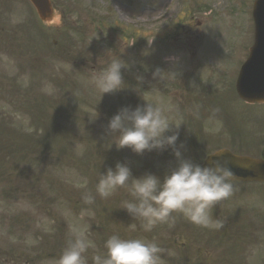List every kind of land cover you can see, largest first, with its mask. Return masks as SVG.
I'll return each instance as SVG.
<instances>
[{
    "label": "rangeland",
    "instance_id": "obj_1",
    "mask_svg": "<svg viewBox=\"0 0 264 264\" xmlns=\"http://www.w3.org/2000/svg\"><path fill=\"white\" fill-rule=\"evenodd\" d=\"M52 1L59 11H57V20L50 25H44L39 24L35 19V22L47 33L37 38L35 29L31 27V11L25 1L0 0V76L4 86L9 87L8 91L11 94L15 91L17 100L16 103L14 102V107L8 105L5 109L7 111L3 113L7 120L13 122L8 126L0 123V151L11 148L16 159L21 158L23 161L17 165L18 172L12 168L8 179L0 178V186L9 184L16 186L11 201L10 199L5 201L0 194V260L9 258L8 253L1 252L8 248L14 249L19 261L24 264H69L68 261L59 259L65 250L58 256L51 257V245H54L56 235L61 231L65 245L70 247L71 242L77 240L86 249L83 264H112L111 261L116 264H125L127 254L124 253L127 251L125 248H119L111 261L101 263L96 257L100 249L99 247L96 249V246L90 242L88 234L99 233L95 230L98 213L110 212L116 219L120 218V212L113 213L112 202L119 204L118 209H125L129 205L128 202L124 203L125 199L129 201L128 195L135 203L139 195L147 193L145 188L150 182L143 179L141 171H148L152 160H158L155 162L157 167L159 164L164 165V160L156 154L157 152L149 153L139 139L120 134L119 131L109 135L107 129L99 125L108 122L111 113H118V108L124 104L121 103L124 98H120L116 89L110 88L109 79L105 83L106 77L110 78V74L106 71L109 65L104 66L105 61H108V64L112 62L111 67L114 61H117L125 70L124 74L130 75L136 81L144 78L141 72L136 70L145 65L153 66L157 72L174 68L176 63L184 70H193L198 68L204 60L213 67H222L230 55L228 66L235 68L238 56L246 54V48L250 46V11L253 0H228L225 14L208 15L207 18L210 21L202 12L207 8L200 11L192 6H190L189 14L179 20L183 16L180 11L188 10L186 6L188 0H181L184 7L180 6L179 0ZM212 5L213 2H209V8H212ZM225 5V0H217L215 8L212 9L220 10ZM95 15L103 22L105 18L109 19L112 26V30H108L111 32L109 36L105 31L96 32L97 24L94 25L92 22ZM79 20L89 27L85 35L99 38L101 70L96 76L92 66L94 63L92 59L90 60L93 54L91 49L88 48L85 53L84 47L79 48L76 42L67 44L64 40V36L71 34L74 30L70 25L78 23ZM210 22L212 31L208 38L209 45L220 35H223L225 39L213 41L214 50L207 48L203 42L205 33L210 29ZM176 24L178 27L172 28ZM170 29L180 33L184 40L178 35L174 39L171 36L172 47L159 52L155 48L153 35L163 37V32L173 35L171 32L173 30ZM63 32H65L64 36L60 34V37L57 36L58 33ZM132 32L139 36L137 45V38ZM6 33L7 36L4 39ZM88 39L89 37L85 40V45ZM141 58L143 61L139 65ZM200 68L203 70L196 73L197 79L204 85L202 91L207 92L209 90L206 86L207 70L205 67ZM146 78L154 80V76H146ZM224 80L228 81V78ZM145 86L147 88V84ZM156 89L162 93V86L158 87L156 84L155 87H148L142 92L141 99L144 101L146 112L153 106L150 114L161 118L164 113L166 116L167 113L174 111L175 104H178V98H180V91L173 89L175 97H171L173 101L171 100L169 105L167 102H161L168 101L166 98L170 97L163 98L157 105L154 103V98L160 94H157ZM112 97L116 102H111ZM1 98L2 96L0 100ZM184 101L190 106L202 103V100L193 94L184 96ZM1 105L2 101H0ZM90 105L100 108L96 117L102 113L104 117L102 120L96 121V119H88L80 115L81 110L92 113L94 110ZM201 108L203 110L194 119L205 116L207 111L214 113L211 109L202 106ZM232 108L235 111L242 109L238 104ZM191 110L193 107L186 106L183 111L188 134L196 125L194 120L192 128L188 129ZM234 116L241 115L235 112ZM167 119L169 121L167 124L164 120L160 124L152 121V125L142 126L148 131V136L153 138L148 147L150 150H152V143L165 135L169 127L173 131L170 118ZM61 129H65V134L60 132ZM86 136L95 138L107 150L114 147L117 157L121 155L122 160H127L134 168V176L122 181L109 178L108 171H100L95 175L91 170H87L81 163L84 158L90 156L88 151L82 150L81 138ZM101 136H104V139ZM212 147L213 145H208L196 151L194 160L200 159L201 153ZM3 165L5 162L0 160V174L4 173L1 170ZM173 165L166 164L164 171H173L175 166ZM137 175L140 177L136 178ZM16 177L17 180H15ZM214 184L220 189L235 191L236 194L249 192L248 188L240 185ZM168 186L167 194L162 198L174 200L173 182L169 181ZM85 198H92V201H97V204L93 207L88 205L86 209H83L80 201ZM250 200V207H240L242 203H235L233 205L235 213L250 214L254 217L261 215L264 207V189L256 187L254 193H250ZM213 203L224 207L221 201ZM214 204L209 203L207 206L211 205L213 212L217 214L219 208ZM191 209L190 207L187 211L191 213ZM199 212L198 216L187 219L193 222L191 225L193 232L208 231L209 234L213 231L222 233L237 231L236 228L214 230V227L205 221L207 217L203 215L204 207H201ZM12 215L17 216L18 221L13 223L11 235L9 224ZM3 216L6 218L5 221ZM241 223H245L244 220ZM216 225L219 228L220 223L217 222ZM175 226V223H170L165 230L160 229L161 235L169 233ZM132 228L129 227L127 231ZM180 229L182 231L180 236L177 235L175 251L166 250L164 246L160 247L162 264L170 263L173 258L175 264L178 245L190 243L189 238L204 241L203 236L191 230L185 232L183 226H180ZM111 240L106 237L105 242ZM241 243L243 242H239L238 245ZM194 245L191 247L193 250L197 249L199 257L196 254L192 255V261L197 259L202 262L201 258L204 255L213 259L218 258V251L210 245L206 246L205 242L200 246ZM40 254H44V257L39 256ZM34 255H38L39 259H35ZM131 264L134 263L131 262ZM178 264H181L179 259Z\"/></svg>",
    "mask_w": 264,
    "mask_h": 264
},
{
    "label": "water",
    "instance_id": "obj_2",
    "mask_svg": "<svg viewBox=\"0 0 264 264\" xmlns=\"http://www.w3.org/2000/svg\"><path fill=\"white\" fill-rule=\"evenodd\" d=\"M31 1L37 7L42 18H45L46 16L50 14V8L46 0H31ZM254 17L256 19V25H257L256 27L257 42L254 48L252 49L249 61L244 67V74L246 78H251V79L254 78L252 72L255 68L264 69V0H258L256 2V7L254 10ZM220 154L221 155H219L216 158L219 160V159H224L226 157L227 159L226 164L228 165V168L231 170V172L234 175H242L245 172L252 171L251 167H245L249 165H255V166L261 165L263 167V175H264V163L260 164V162L257 163V162H250L244 159H238V158L232 157L231 155L225 152H222ZM230 175L232 176V174Z\"/></svg>",
    "mask_w": 264,
    "mask_h": 264
}]
</instances>
